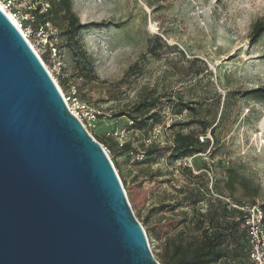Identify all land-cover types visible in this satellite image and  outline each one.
<instances>
[{"label": "rangeland", "instance_id": "374dc122", "mask_svg": "<svg viewBox=\"0 0 264 264\" xmlns=\"http://www.w3.org/2000/svg\"><path fill=\"white\" fill-rule=\"evenodd\" d=\"M72 10L85 26L86 64L66 41L64 19L52 20L56 54L37 50L57 86L66 92L74 84L97 112L84 124L94 138L111 137L103 145L157 261L199 241V221L204 215L206 226L219 208L212 192L228 166L258 184L262 205L264 104L244 93L264 86V34L251 35L264 0H72ZM149 92L153 107L133 111ZM178 100L191 108L175 114ZM152 111L161 112L158 123ZM129 113L143 124L134 126ZM177 132L193 133L202 147L190 166L171 160ZM125 143L143 158L133 160ZM220 196L230 199L226 190Z\"/></svg>", "mask_w": 264, "mask_h": 264}, {"label": "water", "instance_id": "95a60500", "mask_svg": "<svg viewBox=\"0 0 264 264\" xmlns=\"http://www.w3.org/2000/svg\"><path fill=\"white\" fill-rule=\"evenodd\" d=\"M0 264H160L103 145L1 9Z\"/></svg>", "mask_w": 264, "mask_h": 264}, {"label": "trees", "instance_id": "16d2710c", "mask_svg": "<svg viewBox=\"0 0 264 264\" xmlns=\"http://www.w3.org/2000/svg\"><path fill=\"white\" fill-rule=\"evenodd\" d=\"M47 1L51 3V8L47 13L40 15L39 19H41V17L51 21L54 18L64 19L66 21V26L63 30V34L66 36V41L81 62L85 63L86 55L80 43V31L85 26L79 22L77 15L73 12L72 0ZM263 34L264 17L257 19L251 26V35L253 37L259 38ZM44 59L48 60L47 57H44ZM90 70L91 69H89V71ZM244 95L264 104V86L250 89L246 91ZM154 100H156V98H153L150 92L145 94L134 104L133 111L136 113L141 110L147 112L153 107ZM177 103L176 108L173 109L175 114H179L184 108H191L187 102L178 100ZM128 116L131 118L134 126H141L143 124V119H138L136 114L129 113ZM148 118H151L154 124L158 123L161 118V112L152 111ZM202 124L201 132H205V130L209 128V125H206L203 121ZM95 138L103 145V143L108 144V140H110L111 137L99 136ZM103 146L106 147V145ZM123 147L127 154L130 150H135L131 143H125ZM169 149L172 161L180 160L202 151L197 136L193 133L183 134L180 132L175 133L173 136L172 145ZM152 151V147H149L148 155L152 153ZM224 173V187L219 185V183H215L214 185V189L219 195H222L224 190H226L230 195V202L233 204L245 205L256 203V197L259 195V186L251 177L245 175L235 166H228ZM239 189L241 190L240 193L237 192ZM245 199H249L250 202L243 203ZM216 200L219 203V208L211 213L208 224L206 226L204 225L206 220L204 215L199 221L201 232L199 241L194 246L190 247V249L181 250L176 248L172 254L164 255L162 264H248L249 246L245 231L242 228V221L245 214L220 198ZM259 205L264 213V203Z\"/></svg>", "mask_w": 264, "mask_h": 264}, {"label": "built area", "instance_id": "2783aa9c", "mask_svg": "<svg viewBox=\"0 0 264 264\" xmlns=\"http://www.w3.org/2000/svg\"><path fill=\"white\" fill-rule=\"evenodd\" d=\"M50 8L51 3L47 0H0V9L19 30L29 46L33 49L35 45L36 48H34L37 52L38 48L43 47V52H47L49 55L50 53L56 54L57 51L54 37L56 29L51 20L42 17L41 19L39 18L40 15L47 13ZM35 50L33 49L36 53ZM36 55L41 60V53L38 52ZM41 62L51 75L47 66L42 60ZM51 77L53 78L52 75ZM53 80L56 83L54 78ZM59 91L69 111L75 115L84 126V120H95L97 112L92 109L87 102L80 99L74 84H69L66 92L60 89ZM200 140H203V137H200ZM103 148L107 152L106 147L103 146ZM128 153L133 160H141L143 158V151L139 149L130 150ZM190 158L189 156L185 157L179 160L178 164L182 163L183 165L190 166L187 162ZM212 194L245 214L242 221V228L245 231L249 246L248 264H264V213L260 205L258 203L236 205L231 203L228 197L220 196L214 192H212Z\"/></svg>", "mask_w": 264, "mask_h": 264}, {"label": "bare ground", "instance_id": "6f19581e", "mask_svg": "<svg viewBox=\"0 0 264 264\" xmlns=\"http://www.w3.org/2000/svg\"><path fill=\"white\" fill-rule=\"evenodd\" d=\"M33 49L35 50V48L33 47ZM36 51V50H35ZM36 53L38 54V52L36 51ZM60 89V88H59ZM61 90V89H60ZM151 247V246H150Z\"/></svg>", "mask_w": 264, "mask_h": 264}]
</instances>
